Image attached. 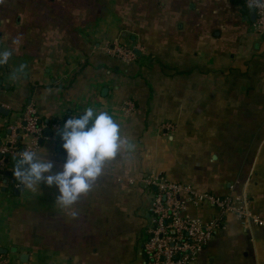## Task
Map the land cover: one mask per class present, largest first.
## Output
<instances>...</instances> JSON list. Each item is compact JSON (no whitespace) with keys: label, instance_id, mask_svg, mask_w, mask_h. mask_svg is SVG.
Here are the masks:
<instances>
[{"label":"crops","instance_id":"0c3cea01","mask_svg":"<svg viewBox=\"0 0 264 264\" xmlns=\"http://www.w3.org/2000/svg\"><path fill=\"white\" fill-rule=\"evenodd\" d=\"M247 2L0 0V50L11 52L0 65L4 264H143L151 174L246 203L250 217L228 214L196 264H264V34L251 31ZM114 42L137 47L135 61L114 56ZM87 107L111 115L133 148L61 209L54 187L27 189L12 169L31 149L59 170L56 130ZM28 110L37 140L23 131Z\"/></svg>","mask_w":264,"mask_h":264},{"label":"built area","instance_id":"2783aa9c","mask_svg":"<svg viewBox=\"0 0 264 264\" xmlns=\"http://www.w3.org/2000/svg\"><path fill=\"white\" fill-rule=\"evenodd\" d=\"M247 6L255 16L251 31L256 35L264 34V0H248ZM137 50L135 46L118 42L112 43L110 48V52L124 63L134 62ZM127 109L132 110L133 104L128 103ZM24 122V133L37 140L42 127L34 110L25 113ZM7 151L0 148V155ZM142 181L150 194L148 224L141 243L143 264H196L198 254L224 226L228 214L236 215L239 220L250 217L246 203L232 195L220 197L199 193L161 174L145 176ZM188 205L209 210V219L192 217L187 211ZM0 264H4L1 259Z\"/></svg>","mask_w":264,"mask_h":264},{"label":"clouds","instance_id":"9594fccd","mask_svg":"<svg viewBox=\"0 0 264 264\" xmlns=\"http://www.w3.org/2000/svg\"><path fill=\"white\" fill-rule=\"evenodd\" d=\"M11 52L0 50V65L8 62ZM20 65L18 71H23ZM64 160L59 170L47 155L25 149L18 154L12 175L27 189L43 184L54 187V202L61 209L71 210L77 200L86 194L102 174L104 164L115 158L122 149L133 145L122 137L120 125L105 111L85 108L71 115L56 130ZM72 216L76 213L71 212Z\"/></svg>","mask_w":264,"mask_h":264},{"label":"water","instance_id":"95a60500","mask_svg":"<svg viewBox=\"0 0 264 264\" xmlns=\"http://www.w3.org/2000/svg\"><path fill=\"white\" fill-rule=\"evenodd\" d=\"M135 53L138 54L137 51H135ZM0 158H1V155H0ZM0 252H2V251L0 250Z\"/></svg>","mask_w":264,"mask_h":264}]
</instances>
